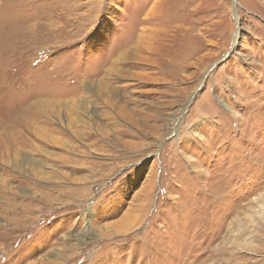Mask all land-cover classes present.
I'll return each instance as SVG.
<instances>
[{"label": "rangeland", "instance_id": "374dc122", "mask_svg": "<svg viewBox=\"0 0 264 264\" xmlns=\"http://www.w3.org/2000/svg\"><path fill=\"white\" fill-rule=\"evenodd\" d=\"M235 11L0 0V264H264V0Z\"/></svg>", "mask_w": 264, "mask_h": 264}, {"label": "bare ground", "instance_id": "6f19581e", "mask_svg": "<svg viewBox=\"0 0 264 264\" xmlns=\"http://www.w3.org/2000/svg\"><path fill=\"white\" fill-rule=\"evenodd\" d=\"M235 5H236V0H231V8H232V14L234 15V18H235V20H237V17H236V11H235ZM152 12H154V10L152 11ZM154 15H156V12H154L151 16H154ZM238 21V20H237ZM155 32H156V29H152V33L149 31L148 32V34H142V37H146V39H149V40H151V41H147L148 43L146 44L145 43V45L144 46H140V45H135L136 47H138V49L136 48V47H130V49H134L135 51H132V55H135V53H137V54H140V56L138 57V60L139 59H141V58H143L145 55H144V53H143V51L145 52V53H148V55L146 56L147 57V60L148 61H152V57L156 54V50H155V45H153L152 44V42H153V36L155 37L156 36V34H155ZM158 32V31H157ZM152 34V35H151ZM238 35H239V25L237 24L236 25V29H235V32L233 33V42H235L236 41V39H237V37H238ZM141 37V38H142ZM157 47V46H156ZM128 50L129 49H125L124 50V52H126L125 54L127 55V52H128ZM151 55H153V56H151ZM121 57V56H120ZM116 59H114L113 60V62L115 61ZM117 62H115L114 64H111L107 69H106V74L109 76V75H112V73H115V74H117V73H121L122 72V67L119 65V64H116ZM124 72V71H123ZM125 72H127L126 70H125ZM100 82H102V86H106V87H109V90L108 91H110V93L112 94V95H116V93H117V90L115 89V88H113V86H112V88H111V85H109V83L107 82V80H106V77H104V78H101V79H98V81H97V83L95 84L94 82V86H97V88H101L100 86H99V84H100ZM89 84V85H88ZM91 83H87V85H85L86 87L87 86H89L90 87V89H91V85H90ZM110 97V96H109ZM71 100H72V102H71ZM70 101H63V104L66 106H68V105H70L72 108H73V111H80L81 112V109L83 110V111H85V112H87L86 114H84L85 116L84 117H80V116H78L77 118H76V122H81L82 124H83V122L84 123H88V119H89V117L91 116L90 115V109L88 108V107H84V105H83V100L81 99V98H72ZM85 100V99H84ZM114 101V100H113ZM99 108V107H98ZM64 109V108H63ZM92 110V109H91ZM95 110V109H94ZM99 113V112H98ZM102 114V113H101ZM105 115V114H104ZM94 116V115H93ZM102 116V115H101ZM107 116V115H106ZM56 117H59L58 115H56ZM64 117H65V120H66V123H69V116L68 115H64ZM63 117V118H64ZM59 119V118H58ZM25 160V159H24ZM13 164L14 165H18V166H20V167H24L23 165H22V163H18V161H16L15 160V158H13ZM33 166V165H32Z\"/></svg>", "mask_w": 264, "mask_h": 264}]
</instances>
